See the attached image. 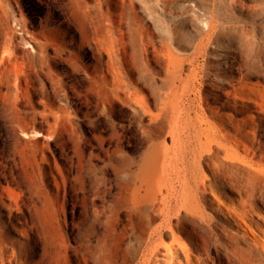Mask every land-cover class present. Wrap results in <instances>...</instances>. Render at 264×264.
<instances>
[{
	"label": "rangeland",
	"instance_id": "rangeland-1",
	"mask_svg": "<svg viewBox=\"0 0 264 264\" xmlns=\"http://www.w3.org/2000/svg\"><path fill=\"white\" fill-rule=\"evenodd\" d=\"M212 16L221 27L207 55L193 61ZM109 62L134 79L136 62H150L162 92L165 62H185V71L190 62H227L225 74L236 62V75L252 85L259 102L245 100L241 112L217 109L240 138L213 144L202 168L190 155V176H206L209 188L194 191L199 206L171 220L180 245L196 251L203 244V264H229L217 237L228 232L241 245L245 239L227 207L246 200L264 215L258 0H0V264H138L150 239L172 244L171 231H154L163 216L145 224L148 204L135 201L113 166L128 159L137 169L154 137L172 144L170 121L153 122L120 97L107 99L102 74ZM211 80L193 94L197 103L215 90ZM140 85L156 111L151 88Z\"/></svg>",
	"mask_w": 264,
	"mask_h": 264
},
{
	"label": "bare ground",
	"instance_id": "bare-ground-1",
	"mask_svg": "<svg viewBox=\"0 0 264 264\" xmlns=\"http://www.w3.org/2000/svg\"><path fill=\"white\" fill-rule=\"evenodd\" d=\"M258 1L264 4V0ZM220 27L214 16L206 21L204 35L198 43L197 55L193 61L207 55L209 45ZM190 63L191 69L185 71V62H165L164 92L157 81L158 72L150 62H136L139 71L136 79L126 75L114 62H109L106 73L102 74V85L107 99L120 97L132 105L137 114H150L153 122L164 119L170 121L172 144L154 137L137 169L133 168L128 159H115L113 162L116 175L123 181L125 188L132 189L135 201L138 204H148V210L141 209L144 223L151 224L156 215L161 214L163 221L154 231L168 229L174 236L171 245H167L162 239H150L138 264H203L200 252L203 244L198 243L195 246L196 251L180 245L171 225V220L183 209L193 210L199 206L194 191L205 193L209 188L206 176H190L187 162L193 154L194 162L202 168L203 160L207 154L212 153L213 144L222 146V139L229 136L234 137L235 141L239 140L240 133H230L226 118L217 115V109L231 105L235 111L241 112L245 107H249V104L244 103L245 100L259 102L249 93L253 89L252 85L236 75L235 72L239 70L236 62L228 64L231 74L224 72L227 62ZM109 74L111 76H108ZM208 78L213 79L209 84L216 91L213 90L206 96L201 94V102L197 103L193 94L203 91ZM141 81L151 88L157 99L156 111L143 95ZM7 83L11 92V81L8 80ZM223 96L227 98L223 100ZM233 124L239 129V123ZM227 211L228 217L243 229L245 245H241L233 234L224 232V235L217 237L218 254L224 256L229 264H264V215L255 210L252 212L247 207L246 200L239 201L237 205H229ZM201 215L206 219L205 214ZM255 216H258V219ZM165 247L166 252L160 256L161 248ZM133 248L129 252L133 251ZM125 258L128 259V255ZM100 264L105 263L101 261Z\"/></svg>",
	"mask_w": 264,
	"mask_h": 264
}]
</instances>
